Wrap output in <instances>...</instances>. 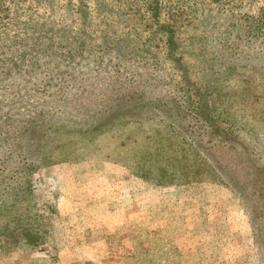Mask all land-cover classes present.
<instances>
[{"label": "rangeland", "instance_id": "1", "mask_svg": "<svg viewBox=\"0 0 264 264\" xmlns=\"http://www.w3.org/2000/svg\"><path fill=\"white\" fill-rule=\"evenodd\" d=\"M0 264H264V0H0Z\"/></svg>", "mask_w": 264, "mask_h": 264}]
</instances>
